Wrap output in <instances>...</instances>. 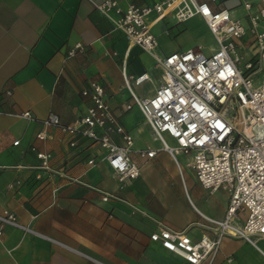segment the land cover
<instances>
[{"label":"crops","instance_id":"0c3cea01","mask_svg":"<svg viewBox=\"0 0 264 264\" xmlns=\"http://www.w3.org/2000/svg\"><path fill=\"white\" fill-rule=\"evenodd\" d=\"M102 1L0 0V212H12L31 228L2 227L0 264H184L182 257L150 239L157 221L187 228L188 235L197 240L203 230L195 223L202 221V215L224 216L228 204L225 190L209 191L195 174L196 182L189 189L181 164L178 161L182 174L168 152L170 170L160 165V141L136 105L126 108L131 95L122 74L123 69L132 76L146 73L148 78L141 83L150 81L152 89L140 96L153 95L163 73L156 57L194 46L203 51L199 39L211 33L205 21L193 16L177 22L172 13L159 19L151 28L158 40L151 53L131 43L96 7ZM117 1L125 8L130 3L151 5L155 0ZM232 1V8H243L240 0ZM251 2L250 11L257 12L258 0ZM243 12L247 24L240 18L248 29L244 8ZM155 16L151 13L147 19ZM194 24L200 26L199 32L191 31ZM246 35L248 31L241 44L250 39ZM77 42L84 49L69 56L68 49ZM243 49L246 55L254 52L250 47ZM92 81L103 86L109 107L132 135V149L157 150L151 158L132 152L140 167L134 178L119 180L105 159L106 150L98 143L40 121L50 111L62 123L74 121L90 104L81 90L89 88ZM25 110L36 119L14 115ZM40 131L46 133L44 139L37 137ZM111 136L122 143L119 134L112 132ZM165 137L175 144L172 137ZM14 140L18 143L13 144ZM153 140L159 144H152ZM39 152L48 154L47 167ZM99 190L116 198L103 200ZM255 240L252 244L222 237L210 264H264V237ZM200 264L208 263L203 260Z\"/></svg>","mask_w":264,"mask_h":264},{"label":"built area","instance_id":"2783aa9c","mask_svg":"<svg viewBox=\"0 0 264 264\" xmlns=\"http://www.w3.org/2000/svg\"><path fill=\"white\" fill-rule=\"evenodd\" d=\"M225 1L229 0H155L151 5L130 3L125 8L117 0L96 4L131 43L147 52H154L158 46L151 31L153 24L170 13L177 22L193 16L203 18L218 43L209 54L201 46H194L156 57L163 70L162 82L151 96H139L131 86L147 79L146 73L132 76L122 70L131 95L126 108L136 105L140 109L161 148L177 162L180 174L177 152L190 156L189 166L204 188L228 193L222 218L202 215V221L195 223L203 230L197 240L188 235L187 228L176 229L157 221L158 228L150 233V239L182 257L184 264H200L203 260L210 264L224 236L252 244L255 238L264 237V0H258L257 12L250 11L251 0H240L249 18L248 29L240 17L232 15V7H220ZM111 11L117 16H111ZM151 13L156 16L148 20ZM247 31L250 39L244 47L254 52L243 61L244 55L237 48ZM83 49L84 45L77 42L67 54L71 56ZM259 76L260 83L256 81ZM81 93L89 97L90 104L74 121L62 123L50 111L40 119L42 124L55 125L62 132L80 134L98 143L106 150L105 159L119 180L138 176L140 167L131 157L132 152L151 158L157 150L132 149L133 137L112 112L100 83L92 81ZM6 94L10 95V90ZM230 110L234 111L231 115ZM14 115L36 119L29 110ZM112 132L119 134L121 144L113 140ZM166 135L175 140L174 145L167 143ZM37 137L44 139L46 133L40 131ZM17 143L18 140L13 141ZM38 156L46 166L48 154L39 152ZM88 163L92 164L93 159ZM99 191L103 200L116 198L112 193ZM4 225L31 231L6 209L0 212V235Z\"/></svg>","mask_w":264,"mask_h":264},{"label":"rangeland","instance_id":"374dc122","mask_svg":"<svg viewBox=\"0 0 264 264\" xmlns=\"http://www.w3.org/2000/svg\"><path fill=\"white\" fill-rule=\"evenodd\" d=\"M223 6L233 7V1L232 0H229V1L221 2L220 3V7H223ZM230 10H231L232 15H234V13H235L234 16L241 17L242 20L247 24V19H246V16H245V12H243V8L241 6L235 7V8H231ZM199 30H200V26L198 24H194L192 26L191 31L199 32ZM249 35L250 34L248 33V35H246L245 38L246 39H247V37L249 38ZM199 40H200V42L204 46L203 47L204 48L203 49V52L205 54H209V50H213V49H216L218 47V43H217V41H216V39H215V37H214V35L212 33H206V35L202 36L201 39H199ZM248 40H246V42ZM246 42H244V44L239 45L238 48H237L238 49V52L244 55V60L243 61H245L246 58H249L250 57V55H246L244 53L245 52V49H243V48H244V45H245ZM211 47H213V48H211ZM251 53L252 52H250L249 54H251ZM243 61L240 63L241 66H243ZM260 79H261V76H259V78L256 81L258 83H260ZM131 86H132V89L139 96L142 95V94H148V93H150V91L152 89L151 88V82L150 81H145V82H143V83H141L139 85H136V84L132 83ZM129 101H131V97L129 98ZM133 109H134L133 112L135 113V116L137 117L138 114H139V112H138V110H137L136 107H134ZM233 113H234V111L233 110H230L229 114L231 115ZM149 142H150V140L148 138V140L146 141V143H149ZM152 144L158 145L159 142L153 140L152 141ZM165 153H167L166 150H164L162 148H159L158 155H157V160L160 162V165H162V166H164L166 168V170H170V167H169V165H170L169 161L170 160L167 159ZM176 159H177V161H179V163L182 166V170H183L184 175H185V177L187 179V184H188L189 189L192 190V186L194 185V182H196V181L194 179V172H193L192 168L190 166H188L187 163H186L187 162V159H189L188 155L187 154H184V153H178L177 152L176 153ZM220 190L224 192L223 189H220ZM209 197L213 198L214 200L217 199V195H211Z\"/></svg>","mask_w":264,"mask_h":264},{"label":"bare ground","instance_id":"6f19581e","mask_svg":"<svg viewBox=\"0 0 264 264\" xmlns=\"http://www.w3.org/2000/svg\"><path fill=\"white\" fill-rule=\"evenodd\" d=\"M168 144H170L168 141H167Z\"/></svg>","mask_w":264,"mask_h":264}]
</instances>
